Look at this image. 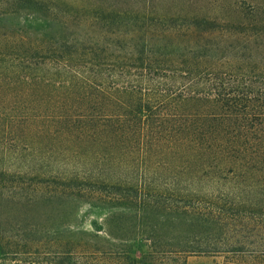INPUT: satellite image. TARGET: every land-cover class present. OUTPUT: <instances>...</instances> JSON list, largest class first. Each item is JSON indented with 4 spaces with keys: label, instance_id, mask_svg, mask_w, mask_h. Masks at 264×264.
<instances>
[{
    "label": "trees",
    "instance_id": "obj_1",
    "mask_svg": "<svg viewBox=\"0 0 264 264\" xmlns=\"http://www.w3.org/2000/svg\"><path fill=\"white\" fill-rule=\"evenodd\" d=\"M179 21L0 33V264H264V62L181 54L182 37L223 33ZM46 139L72 143V168L41 167ZM76 201L115 211L93 232L71 228Z\"/></svg>",
    "mask_w": 264,
    "mask_h": 264
},
{
    "label": "rangeland",
    "instance_id": "obj_2",
    "mask_svg": "<svg viewBox=\"0 0 264 264\" xmlns=\"http://www.w3.org/2000/svg\"><path fill=\"white\" fill-rule=\"evenodd\" d=\"M23 2V0H16ZM48 9L30 11L15 6V0H0V33L22 30L26 35L48 34L50 37L85 38L104 37L109 28L112 32L122 30H141L152 33L159 29L151 21L160 19H178L185 25L196 20H214L220 25L214 36L216 39L189 40L179 39L181 54L190 47L203 46L214 51L226 50L231 58L253 54L257 61L264 62V0H50ZM119 23L106 27L104 18ZM134 20H138L135 21ZM133 24V25H132ZM137 24V26H136ZM139 27V28H138ZM189 27V26H188ZM201 30L193 28L199 36ZM187 26L181 33L189 35ZM222 57H214L219 61ZM46 91V90H45ZM13 96L15 93H12ZM64 144V143H63ZM64 147L65 149H62ZM41 167L45 170L72 168V143L60 146L58 140H44ZM28 157L30 151H24ZM115 211L109 207H92L83 201L69 203L66 207L64 222L71 228L93 232V222L102 224ZM145 253L144 246H136L134 255L141 259ZM205 257H190L187 264H210Z\"/></svg>",
    "mask_w": 264,
    "mask_h": 264
}]
</instances>
